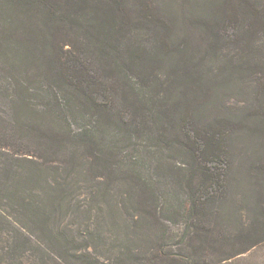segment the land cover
Returning <instances> with one entry per match:
<instances>
[{
	"label": "trees",
	"instance_id": "trees-1",
	"mask_svg": "<svg viewBox=\"0 0 264 264\" xmlns=\"http://www.w3.org/2000/svg\"><path fill=\"white\" fill-rule=\"evenodd\" d=\"M159 1L0 0V264L264 245V0Z\"/></svg>",
	"mask_w": 264,
	"mask_h": 264
},
{
	"label": "rangeland",
	"instance_id": "rangeland-1",
	"mask_svg": "<svg viewBox=\"0 0 264 264\" xmlns=\"http://www.w3.org/2000/svg\"><path fill=\"white\" fill-rule=\"evenodd\" d=\"M157 1L160 2L159 0ZM175 1L176 3L178 2L177 5L175 6L176 9L178 10H180V8H184L185 1L187 3V6L190 7L191 5V7H196V8H200V6H202L200 4L203 2V0H175ZM194 3H196L197 5H195ZM230 97H231V102L236 103L237 100L236 95L232 94ZM236 261H239L241 264H264V245H261L259 248L253 250L252 252L243 255L242 257L236 259Z\"/></svg>",
	"mask_w": 264,
	"mask_h": 264
}]
</instances>
